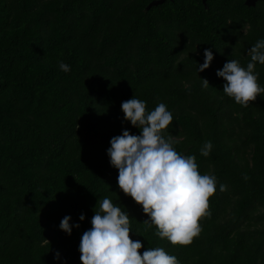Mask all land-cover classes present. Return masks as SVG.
Segmentation results:
<instances>
[{
  "label": "trees",
  "instance_id": "trees-1",
  "mask_svg": "<svg viewBox=\"0 0 264 264\" xmlns=\"http://www.w3.org/2000/svg\"><path fill=\"white\" fill-rule=\"evenodd\" d=\"M151 1L0 0V264H82L80 240L104 197L129 213L141 254L163 247L180 264H264V94L241 106L216 75L230 59L250 60L264 38V1L166 0L147 10ZM206 48L214 59L198 73ZM257 71L264 86V65ZM133 96L149 111L166 103L176 150L217 177L211 215L189 245L157 237L118 186L107 149L124 129L140 133L121 109ZM65 215L80 224L71 235L59 228Z\"/></svg>",
  "mask_w": 264,
  "mask_h": 264
},
{
  "label": "clouds",
  "instance_id": "clouds-1",
  "mask_svg": "<svg viewBox=\"0 0 264 264\" xmlns=\"http://www.w3.org/2000/svg\"><path fill=\"white\" fill-rule=\"evenodd\" d=\"M203 55V63L197 65L198 73L209 68L214 59L210 48L204 49ZM247 55L250 60L246 66L238 59H230L216 72L225 80L223 92L244 107L264 94L257 71V64L264 65V38L257 40ZM59 68L65 73L71 71V66L63 61ZM209 85L208 79L201 78L202 88ZM121 109L124 120L140 129V133L124 129L110 139L107 155L111 166L118 169V186L142 206L149 217L144 222L149 228L156 227L157 237L172 245H189L202 231L200 218L211 215L209 198L217 191V177L214 173H201L194 155L176 150L180 141L166 134L174 121L166 103L160 102L149 111L146 101L133 96L121 103ZM212 148V142L206 141L200 152L206 157ZM219 190L226 191L227 185L220 184ZM97 205L91 228L83 232L80 240L82 264H180L178 257L163 247H148L141 254L143 242L130 237L134 230L129 213L110 197L98 200ZM84 219L82 213L79 220ZM71 221L72 217L65 215L59 224L68 235L73 227H80ZM55 259H60L59 252Z\"/></svg>",
  "mask_w": 264,
  "mask_h": 264
},
{
  "label": "water",
  "instance_id": "water-1",
  "mask_svg": "<svg viewBox=\"0 0 264 264\" xmlns=\"http://www.w3.org/2000/svg\"><path fill=\"white\" fill-rule=\"evenodd\" d=\"M166 0H152L148 6H147V10L152 8L153 6L159 5L164 3ZM258 1H264V0H246L245 3L248 6H255L257 4ZM203 3L206 5L207 7V0H203Z\"/></svg>",
  "mask_w": 264,
  "mask_h": 264
}]
</instances>
